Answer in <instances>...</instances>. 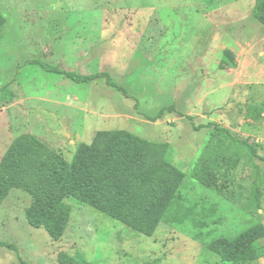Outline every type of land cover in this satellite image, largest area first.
<instances>
[{
	"label": "rangeland",
	"instance_id": "374dc122",
	"mask_svg": "<svg viewBox=\"0 0 264 264\" xmlns=\"http://www.w3.org/2000/svg\"><path fill=\"white\" fill-rule=\"evenodd\" d=\"M254 1L0 0V165L19 139L31 151L24 169L5 178L47 189L56 157L70 162L78 144L102 146L119 131L153 145L145 166L164 162L183 174L149 238L65 197L71 211L53 239L28 224L32 198L14 188L0 199V242L16 252L0 247V264H61L77 253L94 264H236L206 246L264 225V162L250 163L206 126L264 146V27L250 17ZM234 41L236 69L219 70L222 48ZM30 61L108 72L130 98L103 80L75 84ZM258 245L264 250V239ZM245 264H264V255Z\"/></svg>",
	"mask_w": 264,
	"mask_h": 264
},
{
	"label": "trees",
	"instance_id": "16d2710c",
	"mask_svg": "<svg viewBox=\"0 0 264 264\" xmlns=\"http://www.w3.org/2000/svg\"><path fill=\"white\" fill-rule=\"evenodd\" d=\"M250 17L264 27V0L254 1ZM28 64L36 65L46 73L63 76L75 84L103 80L107 87L130 98L123 87L111 82L108 72L80 75L47 66L39 61H30ZM217 67L222 71L234 69L236 67L234 54L224 49ZM171 110L172 105L161 107L155 116L148 119L156 121L164 112ZM206 127L212 128L215 134L233 145L242 147L250 163L254 159L264 162V158L257 153L258 150L264 152L263 145L250 143L248 139H240L228 129L216 124H208ZM29 141L32 142V146L34 144L41 148L35 139ZM26 142L25 139L15 142L0 165V199L14 188L27 191L32 198L31 207L26 212L28 224L35 229H43L53 239L61 236L63 225L71 211L70 206L63 202L65 197H72L78 203L97 210L134 233L149 238L167 214L174 189L183 178L179 170L172 169L164 162L145 166L149 149L153 145L129 132L119 131L110 133L102 146L97 145L96 141L78 144L70 162L56 157L55 163L47 169L50 187L30 190L19 178H5L2 175V172L18 173L24 169L23 162H28L31 153L30 149L25 148ZM255 171L254 195L259 205L261 191L258 182L261 179L256 166ZM211 188L218 193L224 190L215 183ZM263 239L264 225L256 223L231 239L213 240L206 249L216 255L221 262L245 264L254 262L264 255V250L258 245ZM0 247L16 252V248L8 243L0 242ZM61 264L94 263L88 262L77 253L72 259H63Z\"/></svg>",
	"mask_w": 264,
	"mask_h": 264
},
{
	"label": "crops",
	"instance_id": "0c3cea01",
	"mask_svg": "<svg viewBox=\"0 0 264 264\" xmlns=\"http://www.w3.org/2000/svg\"><path fill=\"white\" fill-rule=\"evenodd\" d=\"M142 34H143V31H142ZM142 34L139 35V40L141 39ZM234 43L236 44V47L230 49V48H227L226 46H224V47L222 48V51H223L224 49H229V50L234 54V56H236V52H235V50H237V48L239 47V43H237V42H235V41H234ZM222 51H221V53H222ZM235 62H236V61H235ZM218 63H219V61H218ZM218 63H217V66H218ZM236 66H237V64H236ZM234 69H236V67H235ZM234 69H226V70L234 71ZM226 70H223V71H226Z\"/></svg>",
	"mask_w": 264,
	"mask_h": 264
}]
</instances>
